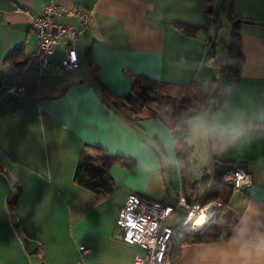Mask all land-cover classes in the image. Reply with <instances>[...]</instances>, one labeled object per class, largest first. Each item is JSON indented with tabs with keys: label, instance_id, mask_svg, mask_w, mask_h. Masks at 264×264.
Masks as SVG:
<instances>
[{
	"label": "crops",
	"instance_id": "0c3cea01",
	"mask_svg": "<svg viewBox=\"0 0 264 264\" xmlns=\"http://www.w3.org/2000/svg\"><path fill=\"white\" fill-rule=\"evenodd\" d=\"M50 1L0 0V264H72L80 258L88 264L85 257L97 252L94 241L100 240L109 256H100L98 263L132 264L143 250L124 243L115 225L127 196L134 193L170 205L185 200L173 134L162 121L170 109L156 119L127 122L92 84L84 51L92 47L99 80L122 95L135 75L207 87L220 78L223 45H217L213 55L203 34L189 37L172 25H207V0H56L67 10L89 12L91 19L76 45L80 67L64 69L63 49L57 46L50 55L53 68L40 78L38 65L30 60L38 39L34 20ZM221 5L219 0L216 6ZM233 7L251 21L241 27L240 78L211 102L212 113L203 111L189 120L188 143L197 159L194 179L199 180L198 169H204L213 180L204 194L228 166L245 169L252 182L237 190L242 194L239 208L229 204L225 213L228 223L239 217L229 239L183 245L177 264H264V0H233ZM60 21L78 26L69 15ZM24 24L27 31L15 27ZM229 31L226 40L218 31L217 41L227 42ZM20 46L29 58L21 73L2 65ZM19 78L25 90L13 99L6 90ZM87 146L136 162L134 169L111 167L117 187L96 206L95 195L73 181ZM9 174L21 188L18 197ZM13 198L18 223L38 248L41 245V253L25 249L9 209ZM80 246L88 252L82 254Z\"/></svg>",
	"mask_w": 264,
	"mask_h": 264
},
{
	"label": "trees",
	"instance_id": "16d2710c",
	"mask_svg": "<svg viewBox=\"0 0 264 264\" xmlns=\"http://www.w3.org/2000/svg\"><path fill=\"white\" fill-rule=\"evenodd\" d=\"M219 0H207V11L210 21L207 25H191L181 22H173L172 25L189 37H197L203 34L211 53L216 54V46L223 45L224 62L218 63L220 78H213L207 87L195 82L172 83L151 79L145 75H135L131 79V87L127 93L118 95L105 86L98 78V67L92 59V47L86 54V60L91 67L90 77L92 84L97 88L106 105L116 111L122 118L131 124H137L144 119H156L160 112L170 109L169 115L162 121L172 131L174 153L178 162L181 188L180 194L187 204L217 203L221 206L217 214L209 220L203 234L192 231L183 222L173 228V239L170 245L169 257L172 264H177L182 246L186 244H205L228 240L229 229L239 220L233 218L227 222L225 213L229 211V204L235 189L221 182L217 178L213 188L200 195V188L206 187L210 181L209 175L204 169H198L202 174L199 180L194 179V165L196 164L195 149L188 143L189 120L198 116L203 111H211V102L219 100L226 88L239 80L240 65L243 62L241 50V27L251 21L245 20L234 11L233 0H221L222 5L217 8ZM226 1L228 6H226ZM220 12L227 13L229 24V36L227 42L217 41V32L221 26ZM29 64L24 46L15 48L2 59V65L13 66L18 72H23ZM3 79L0 77V89ZM91 151V153H89ZM120 166L126 169H134L136 162L119 156H111L104 150L87 146L78 159L74 174V183L95 195L94 206L105 201L114 193L117 185L110 175L112 166ZM1 168V167H0ZM235 168V167H234ZM227 187V188H225ZM16 197L21 194V188L15 185ZM203 198V201H202ZM12 216L17 217V204H9ZM186 219V214L185 218ZM183 219V221H184ZM20 235H25L21 225H15ZM41 253V245L36 251Z\"/></svg>",
	"mask_w": 264,
	"mask_h": 264
},
{
	"label": "built area",
	"instance_id": "2783aa9c",
	"mask_svg": "<svg viewBox=\"0 0 264 264\" xmlns=\"http://www.w3.org/2000/svg\"><path fill=\"white\" fill-rule=\"evenodd\" d=\"M65 15L74 17L78 26L60 21ZM91 14L74 9L67 10L56 0H51L44 8L42 15L34 20V26L39 29L36 47L32 53L31 61L38 65V75L42 78L46 72L53 68L50 55L57 46L63 49L61 66L66 70H75L80 67L76 45L81 41L87 31ZM25 90L23 79L19 78L6 92L18 99ZM221 182L235 190H244L251 185V177L241 167H235L221 176ZM209 192V191H208ZM202 205L191 206L185 200L175 205L166 204L156 200L143 198L131 193L127 196L124 206L120 209L116 219L118 237L128 245H137L143 254H137L132 264H172L169 251L173 239V228L167 225L170 217L179 209L186 212L183 224L191 230L193 219L200 215L197 208ZM220 210V209H219ZM212 208L210 217L217 214ZM207 225V224H206ZM82 254L87 253L84 246L79 247ZM72 264H87L82 258Z\"/></svg>",
	"mask_w": 264,
	"mask_h": 264
},
{
	"label": "rangeland",
	"instance_id": "374dc122",
	"mask_svg": "<svg viewBox=\"0 0 264 264\" xmlns=\"http://www.w3.org/2000/svg\"><path fill=\"white\" fill-rule=\"evenodd\" d=\"M226 6H228L227 1H226ZM220 17H221V21H222V26H220V29H219V38L221 40H226L227 39V33L229 31V24H228V19H227V13L226 12H220ZM78 53H79V57L80 58L83 57L82 56V48H78ZM212 185H213V180H211V182L209 181L207 187H211ZM205 188L204 187L200 188V195H203L204 194V189ZM233 197L234 198H232V201L230 203L231 204V207L232 208L233 207L239 208V205H240L239 200H241V198H242L241 192H239L237 190H234V196ZM204 207H212V208H215V210H217V211H219V209L221 208V206L219 204H217V203H209V204L204 205L203 207H199L196 211H199L200 212V210L202 208H204ZM185 214H186V212L183 209H179L168 220V225L173 226V227H176L177 225H179L181 219H184L185 218L184 217ZM199 216L195 217L192 220L193 221L192 227H193L194 223L196 222V220L199 218ZM115 225H116V222H115ZM193 229H194V227H193ZM194 230H192V231H194ZM94 244H95V248H97L96 249L97 252L95 251V253L90 254L89 256L85 257V260L86 259H89V260L86 261V262H88V264H104V263H98L101 260V257L100 256H103L104 254H106V256H109V255L107 253H105V248H103V243H101V240H100V244L99 243H96V241H94ZM124 254H126V252H124ZM97 257L99 259H96Z\"/></svg>",
	"mask_w": 264,
	"mask_h": 264
},
{
	"label": "water",
	"instance_id": "95a60500",
	"mask_svg": "<svg viewBox=\"0 0 264 264\" xmlns=\"http://www.w3.org/2000/svg\"><path fill=\"white\" fill-rule=\"evenodd\" d=\"M15 27L16 28L23 29V30H26V31L29 29V26L27 24H24L22 26H17L16 25ZM35 31L38 32L39 29L38 28H35ZM89 48H90L89 46L86 47V49L84 51V55L87 54V51L89 50ZM226 166H228V165H224V167H226ZM231 169H233V167L232 166H228L227 169H225L223 171L220 170L219 171V175L222 176L223 174H225L226 172L230 171ZM9 179L11 180V182H12L13 185L16 184V181H15L14 177L11 174H9ZM15 200H16V198H13V200L11 201V203H15ZM13 224L14 225H18V220H17L16 217H13ZM205 229H206V227L204 229H202L201 231H195V230L194 231L196 233H198V234H203L204 231H205ZM20 239H21V241H22L25 249L27 250V252L29 254H33L36 251V249L38 248V243L35 240H32V239L28 238L25 235H21ZM40 264H44V263H40Z\"/></svg>",
	"mask_w": 264,
	"mask_h": 264
},
{
	"label": "bare ground",
	"instance_id": "6f19581e",
	"mask_svg": "<svg viewBox=\"0 0 264 264\" xmlns=\"http://www.w3.org/2000/svg\"><path fill=\"white\" fill-rule=\"evenodd\" d=\"M211 210L212 207H205L200 210V216L193 225L196 231H201L206 226Z\"/></svg>",
	"mask_w": 264,
	"mask_h": 264
}]
</instances>
